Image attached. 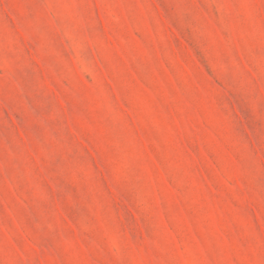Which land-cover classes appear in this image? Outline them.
<instances>
[{
    "label": "rangeland",
    "instance_id": "1",
    "mask_svg": "<svg viewBox=\"0 0 264 264\" xmlns=\"http://www.w3.org/2000/svg\"><path fill=\"white\" fill-rule=\"evenodd\" d=\"M0 264H264V0H0Z\"/></svg>",
    "mask_w": 264,
    "mask_h": 264
}]
</instances>
